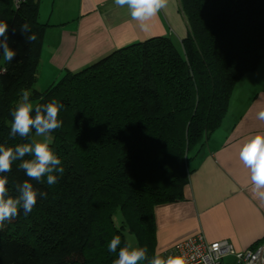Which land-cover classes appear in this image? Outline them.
Returning <instances> with one entry per match:
<instances>
[{
  "label": "trees",
  "instance_id": "obj_1",
  "mask_svg": "<svg viewBox=\"0 0 264 264\" xmlns=\"http://www.w3.org/2000/svg\"><path fill=\"white\" fill-rule=\"evenodd\" d=\"M38 4L0 0L16 53L8 64L0 48V144L34 137H10L22 90L34 104L56 100L62 127L50 147L64 173L53 186L33 181L47 195L0 228V264H113L108 243H123L125 232L151 257L154 209L183 199L188 160L219 126L233 86L264 58V0H179L188 27L180 45L168 36L132 42L44 89L35 85L48 25ZM19 163L6 174L13 196L26 179Z\"/></svg>",
  "mask_w": 264,
  "mask_h": 264
},
{
  "label": "crops",
  "instance_id": "obj_2",
  "mask_svg": "<svg viewBox=\"0 0 264 264\" xmlns=\"http://www.w3.org/2000/svg\"><path fill=\"white\" fill-rule=\"evenodd\" d=\"M38 20L45 27L39 67L50 82L65 70H79L115 49L155 36L177 45L187 34L179 0L148 22L147 30L113 0H45ZM39 73V69H38ZM264 58L232 88L219 126L187 162L192 171L180 201L157 206L154 253L200 235L227 240L243 251L264 237V199L252 191L250 170L239 159L242 145L264 133Z\"/></svg>",
  "mask_w": 264,
  "mask_h": 264
},
{
  "label": "clouds",
  "instance_id": "obj_3",
  "mask_svg": "<svg viewBox=\"0 0 264 264\" xmlns=\"http://www.w3.org/2000/svg\"><path fill=\"white\" fill-rule=\"evenodd\" d=\"M120 8H126L131 19L137 21L142 30H147L148 22L158 13L166 9L169 0H113ZM8 25L0 21V48L3 49V59L8 64L15 56V50L8 45ZM36 35L31 34L29 40L34 42ZM7 68L4 69V72ZM31 92L22 90L19 102L11 111L12 122L10 137L29 138L34 130V137L26 143L15 146L0 144V228L5 222L14 220L21 211L29 214L36 205L38 195L46 197L47 193L34 186L44 182L48 186L55 185L64 173L61 159L50 147L52 133L62 127L59 119L63 105L56 100L49 103L34 104L30 99ZM264 121V110L257 114ZM30 157V158H25ZM239 159L245 168L250 170L252 191L264 199V133L250 137L240 148ZM20 161L18 170H22L26 179L14 184L15 196L9 193L8 176L13 170V164ZM108 251L117 254L113 264H189L183 254L163 257L159 253L149 256L147 246H140L132 240L125 239L122 243L120 235H115L108 243Z\"/></svg>",
  "mask_w": 264,
  "mask_h": 264
},
{
  "label": "built area",
  "instance_id": "obj_4",
  "mask_svg": "<svg viewBox=\"0 0 264 264\" xmlns=\"http://www.w3.org/2000/svg\"><path fill=\"white\" fill-rule=\"evenodd\" d=\"M14 2L18 4L20 0ZM159 254L163 257L183 254L189 264H225L226 256H233L234 264H264V237L254 246L236 251L232 243L225 239L207 242L200 235H196Z\"/></svg>",
  "mask_w": 264,
  "mask_h": 264
},
{
  "label": "rangeland",
  "instance_id": "obj_5",
  "mask_svg": "<svg viewBox=\"0 0 264 264\" xmlns=\"http://www.w3.org/2000/svg\"><path fill=\"white\" fill-rule=\"evenodd\" d=\"M45 4H47L45 0H40L41 13H45ZM38 69H39V73H38V78H37L35 85H36L37 89H44V88H46V86L50 82L49 80L51 79V76L45 74L44 68H43V71H41V67L38 66ZM124 235H125V239L132 240L133 243H137L135 236L132 233L125 232ZM224 262H225V264H234L235 259L233 256H226L224 258Z\"/></svg>",
  "mask_w": 264,
  "mask_h": 264
}]
</instances>
